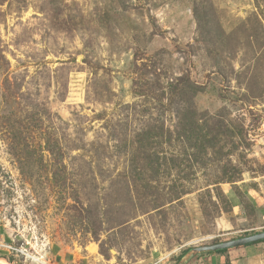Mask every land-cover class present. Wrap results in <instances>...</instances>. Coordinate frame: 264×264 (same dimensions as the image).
Returning <instances> with one entry per match:
<instances>
[{
	"label": "rangeland",
	"instance_id": "374dc122",
	"mask_svg": "<svg viewBox=\"0 0 264 264\" xmlns=\"http://www.w3.org/2000/svg\"><path fill=\"white\" fill-rule=\"evenodd\" d=\"M263 231L264 0H0V264Z\"/></svg>",
	"mask_w": 264,
	"mask_h": 264
},
{
	"label": "water",
	"instance_id": "95a60500",
	"mask_svg": "<svg viewBox=\"0 0 264 264\" xmlns=\"http://www.w3.org/2000/svg\"><path fill=\"white\" fill-rule=\"evenodd\" d=\"M262 241H264V231L258 232L252 235L240 237L237 239L220 242V243L213 244V245L198 246V247L189 249V251L180 259L178 264H186L196 254L212 253V252H218L222 250H230V249L247 246V245H251V244L262 242Z\"/></svg>",
	"mask_w": 264,
	"mask_h": 264
},
{
	"label": "crops",
	"instance_id": "0c3cea01",
	"mask_svg": "<svg viewBox=\"0 0 264 264\" xmlns=\"http://www.w3.org/2000/svg\"><path fill=\"white\" fill-rule=\"evenodd\" d=\"M206 254V253H205ZM236 254V255H232ZM210 256L209 259L213 261V263H218L220 264H226L227 263V256L230 255L232 259V263L239 262L237 259L241 258V262H244L243 259L249 260L252 262H255L257 260H260L264 258V243H259L256 245H247V246H242L234 249H230L226 253H208ZM207 256V255H205ZM243 258V259H242Z\"/></svg>",
	"mask_w": 264,
	"mask_h": 264
},
{
	"label": "trees",
	"instance_id": "16d2710c",
	"mask_svg": "<svg viewBox=\"0 0 264 264\" xmlns=\"http://www.w3.org/2000/svg\"><path fill=\"white\" fill-rule=\"evenodd\" d=\"M262 242H264V241H262ZM262 242H258V243H254V244H251V245H256V244H259V243H262ZM249 246V245H248ZM189 251V249L188 250H186V251H184L178 258H177V261L179 262L180 261V259L187 253ZM229 250H222V251H218V252H216V253H226V252H228Z\"/></svg>",
	"mask_w": 264,
	"mask_h": 264
},
{
	"label": "bare ground",
	"instance_id": "6f19581e",
	"mask_svg": "<svg viewBox=\"0 0 264 264\" xmlns=\"http://www.w3.org/2000/svg\"><path fill=\"white\" fill-rule=\"evenodd\" d=\"M198 243V242H197ZM194 244V243H193Z\"/></svg>",
	"mask_w": 264,
	"mask_h": 264
}]
</instances>
